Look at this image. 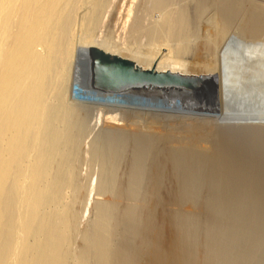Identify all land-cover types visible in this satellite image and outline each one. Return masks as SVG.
<instances>
[{
    "label": "bare ground",
    "instance_id": "bare-ground-1",
    "mask_svg": "<svg viewBox=\"0 0 264 264\" xmlns=\"http://www.w3.org/2000/svg\"><path fill=\"white\" fill-rule=\"evenodd\" d=\"M113 1L0 0V264L69 263L70 250L73 251V247L69 249V244L74 242L73 239L71 241L70 236L73 225L77 222L76 219L74 222L73 212L75 209H71L72 199L69 197L70 189L75 186L72 165L77 156L79 137L83 135V128H85L84 121L90 115L94 116L95 122L92 120V123L94 122L95 125L99 123L102 125L104 121L110 125V121L113 120L115 121L112 123H118L117 120L119 123L121 120H127L130 123L129 128L134 126L149 127L150 129L156 127L168 132L160 135V131L157 130V133H154L152 131L154 129H151L152 137H149L142 134L143 131L140 132L143 128H140L141 130L137 128L135 131L138 130L140 133L137 131L134 136L128 137L123 133L126 131H121V127L120 129L119 126L111 125L113 127L110 126L109 132H106L107 134H104L102 138L97 134L99 138L93 143L92 154L94 158L102 162L101 166L103 165V170L98 173L100 179L97 178L100 181H96L97 184L99 183L100 190H97L100 191L99 195L117 192L119 198L127 195L136 201V197H140L141 191L146 188L154 196L155 201L152 203L159 204L158 202L162 198L163 202L176 205L177 211H174L175 214L172 213L174 216L170 217V213L167 214L168 218H174V223L177 220L189 219L187 214L181 213V209L184 211L188 208V212H192L198 206L202 207L207 211L209 226L207 229H203L208 231V239L211 238L213 241L220 237L224 231H228L230 238L226 237L225 241H228L229 245H233L240 238L237 237L239 232H241L240 234L243 232L242 240H246V237L252 232L254 237H251V240L256 238L255 244L252 249H247L249 251L244 253L245 255L241 254L244 255L242 260L245 261V258L250 260V258L259 256L257 255L258 250L263 248L264 243H262L264 240V228L262 227L264 225L259 222L261 219L256 220L249 216L256 222L251 223L252 219L248 218L245 231H237V228L243 229L242 225L239 227L237 225L241 222L242 211H251V209L264 211V121H251V118H264V84L261 85L262 81L264 83V73L260 78L261 73L255 65L256 59H253L251 54H247V46H243L240 44L241 42L238 43L229 37L230 30H232L229 27L231 25L235 27L233 25L237 23H234V18L239 13H241L240 16L243 13L245 17L242 15L241 19L245 20L242 19L241 22L236 19L240 22L238 24L241 26L240 29L244 33V37H251L252 49H257L258 44L252 42L264 35L263 2L255 0H185V3L178 6L177 3H173L175 0H137L139 2L138 4L135 1L137 5L132 0V5H136L137 9L140 5L147 7L149 4L145 3L149 2L154 8L162 9L164 14L163 16L159 15L161 20L151 21V17H146L148 13H143L145 18L150 19V23H146L148 20L144 21L146 19L136 13L139 12L136 11V8H133L131 4L128 7L129 3L124 2L125 4L121 5V8L128 7L123 9L125 13L118 7L119 11L121 10L118 11L120 16L107 24L110 21L108 19L113 16L112 13L114 16L118 15L115 11L117 9L113 10L114 12L108 10ZM116 1L112 6L116 5L115 3L119 0ZM122 1L124 0H121V4ZM125 1L127 2V0ZM172 4L175 6L172 7ZM208 5L211 6L209 8H213V12L216 14V19L211 20L213 23L216 20L215 29L212 28V36L208 37L207 33L206 37L203 35L201 40L195 41L190 37V24L194 23L199 16L201 18L202 12L208 13ZM144 7H142L143 10ZM110 11L112 16H109ZM145 11L148 10L145 9ZM105 12H108L109 18L107 14H104ZM139 13L141 14V12ZM214 13L211 11V14L214 15ZM199 22H204V20ZM212 24L211 26H213ZM239 26L237 29L235 28L236 32L239 30ZM196 27L198 28V25ZM101 33L105 35L104 37L109 36L108 38L112 39L113 46L109 47L110 39L105 41L103 35V39H98ZM232 34L234 35V33ZM78 36L81 38L80 45L77 40ZM120 45L126 48V50L123 49L124 52L116 49ZM235 47L242 48L243 52L241 53L244 55H234ZM89 49H95L99 53L101 62H107L114 57H122L133 60L138 66L145 69L171 70L182 73H213L219 82V89L216 94L210 95H196L178 90L165 91L150 87L130 89L134 93L104 94L98 90L85 92L82 80L85 78L84 70L89 67L85 65ZM240 57L245 58L242 63H239ZM200 68H202V72ZM255 68L256 70H254ZM68 91L73 101L76 100V95L84 98L89 109L87 111L83 107L81 109L82 103L78 107L75 102H72V98H69L71 100L69 103L75 105H70L67 102L69 100L65 101L66 96L69 95ZM182 125L190 132H196L197 135L199 132L206 131L210 125L218 134L219 139L215 135L216 142L211 145L207 142L206 144L209 146L205 144L206 152L201 153L200 150H204V148L196 147V153L195 148L188 141L183 138L175 139L174 137L173 139L172 130L171 132L168 130V128L175 129L174 127ZM128 130L127 134L131 129L129 132ZM153 133L156 134L155 138ZM157 134H159V138ZM200 136H196V139L192 137L191 141L194 139L193 142L199 144L201 141H197V138ZM240 140L247 141L245 144L248 146L244 145L239 148L236 143ZM251 141L254 142V145ZM86 143L88 142L86 141ZM202 143L200 144L202 145ZM90 144L92 145V143ZM249 145H252L251 150L254 146L260 148L255 147V151L260 152L259 150L263 149V153L260 152L262 155L251 158L250 152H247L250 150ZM87 147L90 148V145ZM127 148L128 150L130 148L131 151H129L131 153L130 164L127 171L123 169L127 172L123 174L126 179L119 183L117 178L120 170L117 171V164L119 165V162L126 158ZM148 160L151 164L147 166ZM162 193L167 195L166 199ZM107 196L110 197L109 199H112L113 196V199L117 200L115 195ZM145 196L142 197L143 200L148 197L146 194ZM142 198L137 197V201ZM133 199H131V203ZM100 200L96 201L98 206L97 211L95 210L97 215L93 225V242L87 243L88 239L90 242V238L86 237V240L84 237L86 241L84 252L81 255H76L79 257L78 260L74 256L75 254L73 255L75 260L71 258V261L77 262L75 264H87L86 255L90 250H94L98 264H113L111 248L113 241L111 239L116 237L112 238L111 231L118 221L114 222L112 226L113 216L116 215V213L113 215L112 211H116V209L110 205L111 203H100ZM126 202L128 201L123 202L124 208H126ZM142 203L146 207L149 206L144 204V201ZM149 207L147 210L150 212L152 207ZM124 208L121 210L122 213ZM129 208H126L125 211H129ZM119 213L117 215L121 216ZM127 213L123 215L126 216ZM130 213L128 215L131 216L132 213ZM194 213L195 215L191 217H194L193 220L198 217L195 218L196 212L194 211ZM164 215L166 214L164 213ZM203 215L205 216V214ZM151 216L150 213V218ZM75 217L77 218V216ZM165 217L162 215L161 218L169 220ZM130 220H134V217ZM145 220L143 221L145 222ZM147 220L146 222H148ZM151 223L153 224L152 221ZM152 224H150L151 227H153ZM181 224H179L180 227ZM162 225L164 224L162 223ZM171 225L173 226V223ZM116 226L117 228L113 227L114 230L119 229V225ZM128 226L130 228V225ZM189 228L190 226L186 229ZM132 229L134 230V228ZM153 229L158 230L154 227ZM156 230H152V241L150 240L152 249L149 258L146 263L142 260V263L165 264L171 258L179 259L180 263L175 259L179 264L187 261H183L185 255L187 256V233L185 234L186 231L184 232L183 227L180 232L178 230L177 236H172L173 238L170 239L172 241L169 243V249L163 244L164 247H162L168 250L167 253L158 247V235L161 236L162 232ZM159 230L162 231L161 228ZM193 230L197 231L194 228ZM198 232L195 234L197 235ZM223 234L226 236L225 233ZM220 238L222 241L224 236ZM192 239L189 244L194 243ZM147 240L149 242V239ZM203 241L205 240L203 239ZM195 242L197 243V240ZM143 243L145 244V242ZM144 244L142 247L146 245ZM214 245L213 248L211 246L205 248L207 251H204L202 259L206 264H220L218 257L223 255L221 252L224 253L220 250L223 246L219 248ZM226 246H224L225 249ZM242 247L245 248L243 245ZM242 247L240 245L239 248ZM262 253L264 258V249ZM193 255L191 256L193 257ZM121 256L123 255L120 254ZM234 256L226 254L227 259L232 261H235V257L237 260L239 259V256ZM186 258L188 259V257ZM196 258L198 260V257ZM227 259L225 258L224 261ZM169 261L168 264H170ZM190 261L187 262L190 263ZM72 262L71 264H74ZM135 262L137 261H133L132 264ZM227 262L224 263L233 264L231 261V263ZM123 263L125 262L123 261ZM250 263L252 264V261Z\"/></svg>",
    "mask_w": 264,
    "mask_h": 264
},
{
    "label": "rangeland",
    "instance_id": "rangeland-1",
    "mask_svg": "<svg viewBox=\"0 0 264 264\" xmlns=\"http://www.w3.org/2000/svg\"><path fill=\"white\" fill-rule=\"evenodd\" d=\"M115 1V0H114ZM113 1V2H114ZM118 1V0H117ZM116 1V2H117ZM135 1H137V0H133V2H135ZM181 1V2H180ZM183 0H175L173 3H177L176 5H178V6H180V5H182V3H185V0L182 2ZM255 1H258V2H263L262 4H264V0H255ZM111 3V6H109V8H108V10L110 9V10H112V12H114L113 10H115V9H117V10H115L117 13H118V11H119V9H118V7L119 8H121V5L123 6V4H127V3H129V4H127V6L129 7V6H131L132 5V0H127V2L124 0V1H122V4H121V0H119L117 3H115L116 5H114V6H112L114 3ZM125 2V3H124ZM131 2V3H130ZM187 2V1H186ZM136 3V2H135ZM134 3V4H135ZM137 3L139 4V2L137 1ZM137 3H136V5H137ZM118 4H119V6H118ZM131 4V5H130ZM145 4H149V5H147V7H146V5H144V6H142V5H140V6H138V9H137V6L136 5H132V7L133 8H136L137 10L136 11H139V12H141V14L139 13V12H136L137 14H139L140 16H142V17H144L143 19H146V20H144V21H147L148 19L147 18H145V14L146 13H148V15L146 14V17H148V18H150L151 17V21H154V22H158L159 20H161V17L160 16H163V14H164V11H162V9H157L156 7L154 8L152 5H150L151 3L149 2V3H145ZM210 5V4H209ZM208 5V9H209V11H210V14H211V11H212V13H214L213 12V8L211 9V8H209V7H211V6H209ZM135 6V7H134ZM175 5L174 4H172V7H174ZM113 7H115V8H113ZM127 7V8H128ZM142 7H144V10L142 9ZM177 7V6H176ZM112 8V9H111ZM127 8H125V7H123V8H121V10L123 11V9L125 10V9H127ZM145 9L146 10H148V11H145ZM156 9V10H155ZM207 9V10H208ZM211 9V10H210ZM120 10V11H121ZM134 10V9H133ZM158 10H161V11H158ZM119 11V12H120ZM135 11V10H134ZM150 11V12H149ZM158 11V12H157ZM209 11H208V13H209ZM111 11H110V15L109 16H112L111 15V13H112ZM115 12V13H116ZM124 12V11H123ZM161 12V13H160ZM116 13V14H117ZM125 13V12H124ZM135 13V14H136ZM143 13H145V14H143ZM150 13V14H149ZM160 13V14H159ZM206 11H204V12H202V14H201V18H200V16H199V18H197V19H199L198 21H197V19H196V21L194 22V23H191L190 24V37L193 39V40H195V41H198V40H201L202 38H203V35L206 37V35H207V33H208V37H210V36H212V32H213V27H214V24L216 25V20L214 21L215 23H213L212 21L214 20V19H216V14L214 13V15L213 14H208ZM105 15L107 14V16H108V12L106 13H104ZM113 14V16H114V13H112ZM207 14V15H206ZM239 14H241V13H239ZM237 15V17H235L234 18V23H237V24H234L233 22H232V24H234L233 26H235V27H232V25H231V27H229L230 29L232 28V30H230L231 32L228 34L229 35V37H231V39H234V41L236 40V42H238V43H240V44H242L243 46H247V54L248 55H250L253 59H256V62H255V65H256V67H257V69L259 70V72L261 73L260 75H259V77L260 78H262V75H263V73H264V35H261L260 36V39H259V37L258 38H256L252 43H255V44H258V47H257V49H252V47H251V37L249 36H246V37H244L245 35H244V33H242V31H241V29H240V27L241 26H239V24L238 23H240V22H238V20L239 21H241L242 22V19L243 20H245L244 18H242L241 19V17H242V15L244 16V14L242 13V15L240 16V15ZM104 15V16H105ZM150 15V16H149ZM153 15H155V16H153ZM160 15V16H159ZM107 16H106V18H107ZM109 16H108V18H109ZM113 16L111 17V18H107L108 20H110V21H108L105 17V19L108 21H106L107 22V24L108 23H110L112 20H115V18H118V16H120V13H118V15L115 17L114 16V18H113ZM152 16H153V18L155 19H153L152 18ZM209 17V19H208V17ZM240 16V17H239ZM160 17V19H158ZM212 17V18H211ZM245 17V16H244ZM157 18V19H156ZM238 20H237V19ZM206 19H207V23L208 24H212L213 26H211V24L210 25H208L207 23H206ZM202 21V20H204V22H199V21ZM212 20V21H211ZM210 23H209V22ZM237 21V22H236ZM150 23V19L146 22V23ZM197 22V23H196ZM244 22V21H243ZM152 23V22H151ZM200 23V24H199ZM206 23V24H205ZM202 24H204V25H202ZM243 24V23H242ZM242 24H240V25H242ZM198 25V28L200 29H198L196 26ZM199 25H201L200 27H199ZM205 26V27H204ZM208 26V27H207ZM237 26H239L238 28H239V30L236 32V30H235V28L237 29ZM194 27V28H193ZM203 27H204V29H203ZM206 27H207V31H206ZM195 28H197V29H195ZM191 29H194L195 30V32H194V30L192 31ZM210 30V32H209V30ZM214 29H215V27H214ZM203 30H204V32H203ZM228 30V31H229ZM199 31V32H198ZM240 32H241V34H240ZM192 33H193V35H195L194 37H193V35H192ZM196 33H197V35H196ZM204 33V34H203ZM211 35H210V34ZM232 33H234V35L232 34ZM235 33H237V34H235ZM206 34V35H205ZM243 34V35H242ZM246 34V33H245ZM102 33L101 34H99V36H98V39L99 38H101V39H103V37L105 36V35H103V37H102ZM200 35V36H199ZM247 35V34H246ZM109 36H107V37H104V39H105V41H108V39H110V41H108V43H110V46L109 47H111V46H113V44H112V39L111 38H108ZM198 37V38H197ZM204 37V38H205ZM234 37V38H233ZM237 37H238V39H237ZM263 37V38H262ZM195 38H197V39H195ZM236 38V39H235ZM239 38H240V40H239ZM249 40H248V39ZM80 37L78 36L77 37V40H78V42H79V45H80ZM100 39V40H101ZM242 39V40H241ZM118 40V39H117ZM239 40V41H238ZM98 42V41H97ZM107 43V42H106ZM246 43V44H245ZM112 44V45H111ZM251 48V49H250ZM117 50H119L120 52H124L125 50H126V48H123V46L122 45H120V46H118V48H116ZM123 49H125V50H123ZM121 50H123V51H121ZM87 52H88V54H86V58H87V60L85 61V65L88 67L87 68V70H84V77L85 78H83V91H85V92H87L88 90H89V92L90 91H96L95 89H93V88H91V86H90V80L92 79V77L94 76V75H96V73L97 74H99L100 73V71H101V68H102V63H104V62H101L100 60V55H99V53L95 50V49H89V50H87ZM241 52H243V50H242V48H240V47H235L234 48V50H233V54L235 55V54H239L240 56H242V55H244L243 53H241ZM96 53V54H95ZM98 55V56H97ZM238 55V56H239ZM253 55V56H252ZM257 56V57H256ZM241 58V59H240ZM239 58V63H242V61L245 59L244 57H240ZM94 59V60H93ZM99 60V61H98ZM261 60V61H260ZM92 63H91V62ZM97 61V62H96ZM262 64V65H261ZM93 65V66H92ZM258 65V66H257ZM261 65V66H260ZM259 66H260V69H259ZM202 70V68H200V71ZM254 70H256V68L254 69ZM202 72V71H201ZM252 73V72H251ZM263 80V79H262ZM262 84H264L263 83V81H262V83H261V85ZM263 88V86L261 87V89ZM155 90H157V89H155ZM125 93L126 92H129V93H134L133 91H130V89L129 90H127V91H124ZM124 92H121V93H124ZM69 95H68V97L66 96V99H65V101L66 100H69V101H67L68 103L69 102H71V100H72V102H75V104L78 106V107H80V105H81V103H82V105H81V109H82V107H83V109L85 110V111H87L88 109H89V106L85 103V99L84 98H81L80 97V95H76V100L75 101H73V98L70 96V92L68 91L67 92ZM167 93H169V92H167ZM68 98V99H67ZM71 100H70V99ZM70 104V103H69ZM75 104H73V103H71L70 105H75ZM80 104V105H79ZM85 104H86V106H85ZM88 106V107H87ZM87 108V109H86ZM93 117L94 116H92L91 117V115L89 116V117H87V119L84 121V127L85 128H83L84 129V131H83V135H81L80 137H81V139H80V137H79V144H78V150H77V156H76V160L74 159V161H73V165H72V168H74L73 170V177H74V180H73V184L75 185H73L74 187H72V189L74 188L75 190L73 191L72 189H70V193H69V197H71V199H72V202H71V200L70 199H68V200H70V205H71V209H75L74 211L75 212H73L74 213V222H75V219H76V224L75 225H73V229H72V231H71V236H70V238H71V241H72V239H73V243H71L70 242V244H69V249H71V247H73V251L72 250H70V252H71V256H70V261H71V258L73 259L74 258V256H76L77 254H82V252H84V250H85V246H86V241H85V239L87 240V238H90V242L87 240V243H92L93 242V231H94V223H95V220H96V215H97V213L95 214V210L97 211V206H98V202H96V201H99L100 199V203H104V204H108V203H111L110 205L111 206H114V208L116 209V211L115 210H113L114 208L112 207V214L113 213H116V215L115 216H117V217H115V216H113L114 218V220L112 221L113 223H112V226L114 225V222H116V221H118L117 223H115V226H113L114 228H117V226L116 225H119V229H115L114 230V228L112 227V231H111V236H112V238L113 237H116V238H113V239H111L113 242H111V248H112V251H113V253H112V263L113 264H132V262L133 261H137V262H135V264L137 263V264H141L142 263V260H144V262L146 263V261H147V259L149 258V253H151V249H152V245H151V241H152V230H156V229H153V227L154 228H158V230H156V231H158V232H162L161 233V236H160V234L158 235L159 236V242H158V247H159V249L160 250H163V252L164 253H167V249H169L168 248V246H169V243L172 241V240H170V239H172L173 237L172 236H177V232H178V230L181 228L182 229V227H183V229H184V232H185V234L187 233V235L189 236H187L186 235V239H187V243H186V246H187V248H186V252H187V256L185 255V257H184V260L183 261H185V260H187L188 262L192 259V258H194L193 260H191L190 261V263H188L187 261H185L183 264H185V263H188V264H196V262H198L197 264H201L202 263V261H203V255H204V251H207V250H205V248L207 249V248H210L209 246H211V248H213V245L214 246H219V248L221 247V246H223V247H221V251H223L224 253H222L221 252V254H223V255H225V256H223V255H220L218 258V260H219V262H220V264H225V263H228L227 261H229V263H231V262H233V264L235 263V264H251L250 262L252 261V264H262L263 262H264V258H263V253H262V251H263V249H264V240L262 241V243H263V248L262 249H260V250H262V251H260V250H258V254L257 255H259V256H257V257H254L253 259H251L250 258V260L248 259V258H245L244 260L245 261H243L242 260V258H244V253H247L250 249H252L253 248V245L255 244V241H256V238H252V240H251V237H254V233H249V235L248 234H246V235H248V237H246V240H242L241 239V237L243 236L242 234H243V232H242V234H240L241 232H239V234H237V237H240L235 243L237 244H235V243H233V245H229L227 242L228 241H225L228 237H229V232L228 231H224L223 233H225L226 234V236L222 233V235H220V237H222L223 238V236H224V238H223V240L221 241L220 239V237H217V238H215V239H213V241L215 242L214 244H213V241H212V239L210 240V239H208V231L207 230H205V229H203V228H208V223L209 222H207V211L205 210V209H203L202 207H197V208H195V210L193 209L192 210V212H188L189 211V209L187 210L186 208V210H184L183 211V209H181L182 211H181V213H185V214H187V216L189 217V219H184V220H177L175 223H174V221L175 220H173L174 218L172 217V218H168L167 216H169V215H167V214H169L170 213V217L173 215L174 216V214H175V212L177 211V209H175V207H176V205L175 204H172V203H166V202H163V200H162V198H161V201H159L158 203L160 204V206H158L159 204H154V203H152L153 201H155L154 200V196L153 195H151V193H149V191L145 188V189H143L141 192L142 193H140L141 194V196L139 197V196H137L138 198H144V196H145V194L148 196L147 198H145L146 200H152V201H146V200H143V198L142 199H139V201H137L138 199H137V197H136V201L133 199V197H131V196H127V195H125V196H122V197H117V192H115L114 194H112V192H111V194L109 193V194H107V195H115L116 197H117V200H114L113 199V196L111 197L112 199H109L108 198V196L106 195V194H104V193H101L100 195H99V193L98 192H100V191H97V190H100V188H99V186H98V184L96 183V181L97 182H99L100 180V176H98V173H101V172H99L100 170H103V165L101 166V164H102V162H100V161H98L96 158H94V156H93V154H92V148H93V143H95L96 142V139H98L99 138V136H100V138H102V136H104V134L106 135L109 131H108V128L111 126V125H114V126H119V128L121 129V131H126V132H123L124 134H126L128 137H132L131 135H135L136 134V132L138 131H135L137 128L139 129V130H141L142 128H143V130H141L140 132L142 133V131L144 132V133H142V134H144V135H147V136H149V137H152L151 135V132L153 131L154 133H157V130H158V132H159V134L161 135V134H163V133H168L167 132V130H162V129H157L156 127V129L155 128H151V129H154V130H156V131H154V130H152L151 131V129L149 128V127H131V128H129L130 127V123L127 121V120H121L120 121V123H119V120H117V122L118 123H112L113 121H115V120H113V121H110L109 123H110V125L109 124H107V122L106 121H104V122H102L103 124L104 123H106L105 125H100L101 123H99L98 125H100V126H98V125H95V121L93 120ZM95 119V118H94ZM92 120L94 121L93 123H92ZM123 121H125V122H123ZM121 122H123V126L121 125ZM94 124V125H93ZM128 124V125H127ZM106 125H108V126H106ZM93 126H95V127H93ZM125 126V127H124ZM129 126V127H128ZM131 126H133V125H131ZM111 127H113V126H111ZM180 127V128H179ZM181 127H182V130H181ZM128 128H129V130L131 129V131L129 132V130H128ZM134 128V129H133ZM141 128V129H140ZM149 130H147V129ZM175 129H171V128H168V130H170V132H171V130H172V133H173V139H174V137H175V139H184V140H186V141H188V143H190V145L193 147V148H195V151H196V153H197V148H204V150L203 149H201L200 150V152L201 153H203V152H206V150H205V148H206V145H211L212 143H214V142H216V138H215V135H216V137H217V139H219V137H218V134L216 133V132H214V130H213V128L209 125L208 126V128H207V130L206 131H204V132H199L198 133V135H197V133L195 132H190V130H187V128L184 126V125H182V126H177V127H174ZM186 128V129H185ZM96 129V130H95ZM211 129V130H210ZM87 130V131H86ZM127 130H128V132H129V134H127ZM134 130V131H133ZM174 130V131H173ZM178 130V131H177ZM185 132H184V131ZM151 131V132H150ZM180 131H181V133H180ZM209 132V134L207 135V133ZM212 131H213V133H212ZM85 132V133H84ZM99 132V133H98ZM107 132V133H106ZM134 134H133V133ZM139 132V131H138ZM139 132V133H140ZM150 132V135L148 134ZM186 132H187V134H186ZM153 133V137L155 138L156 137V134H154ZM180 133V134H179ZM93 134V135H92ZM99 136H98V135ZM159 134H157V137L159 136ZM178 134H179V136H178ZM184 135V137H182L183 135ZM200 134H201V136H200ZM206 134V135H205ZM90 135H92V136H90ZM175 135V136H174ZM181 135V136H180ZM190 135H191V137H190ZM195 135V136H194ZM205 135V136H204ZM211 135V136H210ZM89 136V137H88ZM98 136V137H97ZM188 136V137H187ZM196 136H200V137H198L197 138V141H201L200 143H204V147H203V143H202V145L199 143H197L196 144V142H193V140L194 139H196L195 137ZM208 136V137H207ZM186 137V138H185ZM194 138L192 141H191V138ZM212 139H214V140H212ZM84 138V139H83ZM154 138H152L154 141H155V139ZM159 138V137H158ZM189 138V139H188ZM86 139V140H85ZM207 139V140H206ZM158 139L156 138V141H157ZM85 141V142H84ZM86 141L88 142V143H86ZM95 141V142H94ZM176 141V140H175ZM84 142V143H83ZM208 142V144H206ZM245 142L247 143V141H238L237 143H236V145H238V147L239 148H242V147H244V145H245V147H247L248 145L247 144H245ZM251 142H253V141H251ZM90 145V148L89 147H87V145ZM90 143H92V145L90 144ZM191 143H193V144H191ZM206 144V145H205ZM80 145H81V147H80ZM208 145V146H209ZM240 145V146H239ZM253 145H254V142H253ZM86 147H87V149H86ZM197 147V148H196ZM251 147H252V145L250 146L249 145V148H250V150H248L247 152L249 153L250 152V154H251V158L252 157H254V156H261L262 154L261 153H263V149L262 150H259L260 152H258V151H255L254 149H255V147L256 146H254V148H252V150H251ZM256 148H258V149H260L258 146L256 147ZM80 149V150H79ZM83 149H85L84 150V152H83ZM198 149V150H199ZM246 149V148H245ZM247 150V149H246ZM130 148H129V150H128V148H127V153L125 154V157L127 158H125L123 161L121 160V162H119V165L117 164V171H119V173H118V178H117V182H119V183H121L122 181H123V179L125 180L126 178H125V176L123 175V174H125V173H127L126 171H127V168H129V162H130ZM208 151V150H207ZM86 152V153H85ZM199 152V151H198ZM128 153H129V155H128ZM257 155H256V154ZM259 153V154H258ZM85 154H86V156H85ZM87 154H88V156H87ZM90 154V155H89ZM129 157H128V156ZM80 156H81V158H80ZM86 158H88V159H86ZM128 158H129V160H128ZM97 161V162H96ZM94 162V163H93ZM124 162V163H123ZM149 160L147 161V166L148 165H150L149 164ZM128 166V167H126V166ZM120 166V167H119ZM99 167V168H98ZM123 169L124 170H126V171H123ZM98 170V171H97ZM83 172V173H82ZM90 172V173H89ZM82 173V174H81ZM122 173V174H121ZM101 175V174H100ZM122 175H123V177H122ZM119 176H121L122 177V180H120V178L121 177H119ZM97 178H99V179H97ZM119 179V180H118ZM92 183V184H91ZM90 184V185H89ZM95 184H97L96 186H95ZM96 188H95V187ZM92 188H94L95 190H93ZM78 191H80V192H78ZM95 191V192H94ZM144 192V193H143ZM146 192V193H145ZM79 196H78V195ZM89 194V195H88ZM92 194V195H91ZM95 194V195H94ZM144 194V195H143ZM76 195H77V197H76ZM82 195V196H81ZM93 196V197H91V196ZM83 196H84V198H83ZM114 196V197H115ZM162 196L163 197H165L164 199H166V197H167V195L165 194V193H162ZM161 196V197H162ZM68 197V198H69ZM90 197H91V199H90ZM146 197V196H145ZM78 200H77V199ZM94 198V199H93ZM100 198V199H99ZM124 198H125V200H124ZM135 198V197H134ZM88 199V200H87ZM93 199V200H92ZM107 199V200H106ZM116 199V198H115ZM128 199V200H127ZM131 199H133L134 200V204H133V200H132V203H131ZM75 200V201H74ZM77 200V201H76ZM87 200V201H86ZM90 200H92L91 202H89ZM111 200V201H110ZM118 200H119V202H118ZM80 201V202H79ZM125 203V201H130L129 203L130 204H133L134 206H135V208H133L134 206L133 205H131L130 206V204L128 203V202H126L127 203V205H128V207H127V205L125 204V207L126 208H129V206H130V208H129V211L127 210V211H125L126 210V208H124V203ZM144 201V204H146V205H149V206H144L143 205V203L141 204V202H143ZM146 201V202H145ZM108 202V203H107ZM85 203H87V204H85ZM141 205H140V204ZM77 204V205H76ZM115 204V205H114ZM171 204V205H170ZM92 205V206H91ZM122 205V206H121ZM120 208H119V207ZM139 206V207H138ZM143 206V207H142ZM164 208H163V207ZM166 206H167V208H166ZM146 207V208H145ZM148 207L149 208H151L152 207V209H151V211L149 212L147 209H148ZM154 207H156V208H154ZM124 208V210H123V213H122V209ZM135 209V210H132V209ZM140 208V209H139ZM159 208V209H158ZM89 209V210H88ZM139 209V210H138ZM165 209H167L168 210V212H165V211H167V210H165ZM203 209V210H202ZM72 210V211H73ZM90 210H92V211H90ZM132 210V211H131ZM159 210V211H158ZM254 210V209H253ZM252 209H251V211H253ZM138 211V212H137ZM175 211V212H174ZM194 211L196 212V216H195V218L196 219H194L193 220V218H191L192 217V215L194 216L195 215V213H194ZM251 211H242L241 212V214L243 215L242 217H241V222L237 225V227H239V225H242V227L241 228H243V229H239V228H237V231H245V227L248 225V218H251V217H249V216H252V218H255L256 220L257 219H261L259 222H262V225H264V211L262 212L261 210H254V212H251ZM256 211V212H255ZM83 212V213H82ZM86 212H88V213H86ZM90 212V213H89ZM92 212V213H91ZM118 212H120L119 214L121 215V216H119V215H117L118 214ZM126 212H128L127 213V215L126 216H124L123 214H126ZM132 213V215L130 216V215H128L129 213ZM146 212H148L147 214H148V216L146 217ZM166 214V215H164V213ZM174 212V214H172ZM201 212V213H200ZM204 212V213H203ZM84 213H86V214H89V216H86V214H84ZM130 213V214H131ZM134 213V214H133ZM139 213V214H138ZM150 213H151V218H150ZM154 213V214H153ZM192 213V214H191ZM198 213V214H197ZM257 213V214H256ZM260 213V214H259ZM83 214V215H82ZM142 214V215H141ZM203 214H205V216L203 215ZM259 214V215H258ZM114 215V214H113ZM133 215H135V216H133ZM162 215L165 217H167L169 220H164L163 218H161L162 217ZM75 216H77V218L75 217ZM126 217L125 219H124V217ZM130 216V217H129ZM204 216V217H203ZM248 216V217H247ZM123 217V218H122ZM134 217V220H130V219H132ZM143 217V218H142ZM156 217V218H155ZM166 217H165V219H166ZM200 217V218H199ZM246 217V218H245ZM251 218V219H252ZM147 220L148 222H146V220H145V222L143 221V220ZM151 219V220H150ZM153 219V220H152ZM156 219H157V221H156ZM171 219V220H170ZM191 219V220H190ZM200 219H201V221H200ZM124 220H126V222H124ZM150 220V221H149ZM190 220V221H189ZM197 220V221H196ZM243 220V221H242ZM246 220V221H245ZM256 220L254 221V219H252L251 220V223H254V222H256ZM83 221V222H82ZM143 222V224H142V222ZM151 221L153 222V224L151 223ZM170 221V222H169ZM185 221V222H184ZM193 221H195V222H193ZM79 222V223H78ZM141 222V223H140ZM181 222H184V223H182L181 224ZM193 222V223H192ZM201 224H200V223ZM247 222V223H246ZM125 223V224H124ZM129 223V224H128ZM148 224V225H146V224ZM162 223L164 224V225H162ZM173 223V226L171 225ZM186 223V225H184ZM192 223V224H191ZM245 223H246V225H245ZM74 224V223H73ZM77 224H79V225H77ZM81 224V225H80ZM150 224H152V226L153 227H151V225ZM179 224H181L182 226L180 227V225ZM189 224V225H188ZM195 224V225H194ZM124 225H126L125 227H124ZM128 225H130V228H129V226ZM145 225V226H144ZM170 226V227H167V226ZM83 228H82V227ZM133 226V227H132ZM144 226V227H143ZM149 227L148 229H147V227ZM173 228H172V227ZM188 226H190V228L189 229H186V228H188ZM196 226V227H195ZM198 226H199V228H198ZM203 226V227H202ZM252 226H253V224L251 225V228H252ZM78 227V228H77ZM80 227V228H79ZM122 227V228H121ZM134 228V230L132 229V228ZM145 227H146V230H145ZM178 228V230H177V228ZM202 227V228H201ZM87 228V229H86ZM162 229V231L161 230H159V229ZM167 228H168V231H167ZM172 228V229H171ZM193 228L195 229V230H197V231H194L193 230ZM201 228V229H200ZM262 228H264V226L262 227ZM127 229V230H126ZM149 229H150V231H149ZM170 229V230H169ZM175 230V231H171V230ZM180 229V230H181ZM204 231H203V230ZM92 230V231H91ZM127 232H126V231ZM148 230V231H147ZM180 230H179V232H180ZM190 230V231H189ZM194 231V233H193V231ZM198 230H199V232L201 233H199L198 232ZM252 230V229H251ZM87 231V232H86ZM117 233H116V232ZM120 231H122V232H120ZM133 231V232H132ZM145 231H147V232H145ZM188 231V232H187ZM125 232H126V234L127 233H130V234H125ZM138 232V233H137ZM173 232V233H172ZM196 232H198V234L196 235L195 233ZM203 232V233H202ZM81 233H82V235H84V236H82L81 235ZM146 233V234H145ZM172 235H171V234ZM193 235H192V234ZM205 233V234H204ZM114 234H116L115 236H114ZM163 234V235H162ZM167 234V236H165ZM169 234H170V237H168L169 236ZM175 234V235H174ZM233 234V233H232ZM73 235V236H72ZM125 235V236H124ZM146 235V236H145ZM198 235H200V236H198ZM228 235V236H227ZM252 235V236H251ZM132 236V237H131ZM138 236V237H137ZM192 236V237H191ZM202 236V237H201ZM84 237H85V239H84ZM87 237V238H86ZM123 237H125V238H123ZM127 237V238H126ZM149 239V242H147L148 240L146 239ZM166 237V238H165ZM167 237H168V239H167ZM204 237V238H203ZM206 237V238H205ZM227 237V238H226ZM82 238V239H81ZM139 238H140V241H139ZM143 238V239H142ZM161 238V239H160ZM192 238H194L195 239V241L197 240V243L194 241V239H192L193 240V242L194 243H196V244H194V243H192V244H194V245H192V244H189L190 242H192L191 241V239ZM226 238V239H225ZM230 238V237H229ZM141 239H142V241L143 242H145V244L147 245H145L142 241H141ZM167 239V240H166ZM203 239L205 240V241H203ZM250 239V240H249ZM76 240V241H75ZM92 240V241H91ZM114 240H115V242H114ZM119 240V241H118ZM151 240V241H150ZM164 240V241H163ZM189 240V241H188ZM201 240V241H200ZM210 240V242H208ZM137 241V242H136ZM163 241V243H161ZM199 241H200V244H201V248L203 247L204 248V250H203V248H202V250H201V248L199 249V247H200V244H199ZM245 241V242H244ZM247 241V242H246ZM145 245V246H143L142 247V243ZM168 242V243H167ZM201 242H204V243H201ZM206 242V243H205ZM221 242V243H220ZM224 242V243H223ZM226 242V243H225ZM241 244H240V243ZM253 242V243H252ZM140 243H141V245H140ZM248 243H250V244H248ZM73 244V245H72ZM76 244V245H75ZM116 244V245H115ZM120 244H122L123 245V247L121 248V246L122 245H120ZM160 244V245H159ZM163 244H164V246L167 248H163L164 246H163ZM165 244H168V245H165ZM198 244V245H197ZM202 244H203V246H202ZM211 244H213V245H211ZM120 245V247H118ZM132 245V246H131ZM137 245V246H136ZM140 245V246H139ZM190 245H192V246H190ZM196 245H197V248H196ZM227 245V246H226ZM236 245V246H235ZM238 245H239V247H240V245H241V247H242V245L243 246H245V248H239L238 247ZM247 245V246H246ZM257 245V244H256ZM161 246V247H160ZM163 246V247H162ZM207 246V247H206ZM224 246H226V249L224 248ZM251 246V247H250ZM116 247V248H115ZM132 247V248H131ZM139 247H140V249H139ZM149 247V248H148ZM234 247V248H233ZM75 248V249H74ZM131 248V249H130ZM190 248V249H189ZM194 250H193V249ZM222 248H224V249H222ZM233 248V249H232ZM114 249V250H113ZM234 249H237V250H234ZM239 249H241V250H239ZM242 249H243V251H242ZM246 249V250H245ZM247 249H249V250H247ZM140 250V251H139ZM189 250V251H188ZM199 250H201V251H199ZM81 251V252H80ZM90 251H92V250H90ZM89 251V253L86 255V260H87V264L89 263H93V264H98V260H97V258H96V256H95V254H94V250L92 251V252H90ZM129 251V252H128ZM228 251V252H227ZM79 252V253H78ZM131 252H132V255H131ZM190 252H192V253H190ZM195 252H197V254H195ZM200 252V253H199ZM230 252V253H229ZM241 252V253H240ZM243 252V253H242ZM118 253H119V256H118ZM129 253V254H128ZM146 253H148V254H146ZM228 253V255L229 254H232V255H235V256H239V259L237 260L236 258L237 257H235V261H232V260H230V259H227V257H226V254ZM236 253V254H235ZM237 253H239L238 255H237ZM75 254V255H74ZM120 254L121 255H123V256H121L120 257ZM146 254V255H145ZM189 254V255H188ZM194 254V255H193ZM241 254H244V255H241ZM74 255V256H73ZM134 255V256H133ZM191 255H193V257L191 256ZM199 255V256H198ZM262 257H261V256ZM190 256V257H189ZM195 256V257H194ZM223 256V257H222ZM186 257H188V259L186 258ZM196 257H198V260H197V258ZM76 258H77V260L79 259V257H77L76 256ZM127 258H129L128 260H127ZM131 258V259H130ZM137 258V259H136ZM191 258V259H190ZM225 258L227 259L226 261H224L225 260ZM241 258V259H240ZM257 258H259V259H257ZM262 258H263V260H262ZM118 261H117V260ZM124 259V260H123ZM176 258H171V259H168V261L170 262V264H179L176 260H175ZM190 259V260H189ZM222 259V261H220ZM74 260H75V258H74ZM74 260H72L71 262L72 263H77V262H75ZM76 260V261H77ZM90 260V261H89ZM125 262V263H123V261ZM130 260V261H129ZM133 260V261H132ZM175 260V261H174ZM194 260H195V262H194ZM197 260V261H196ZM200 260H202L201 262H200ZM259 262H257V261ZM70 261H68L69 263L68 264H71V262ZM92 261V262H91ZM114 261V262H113ZM121 261V262H120ZM138 261H140V262H138ZM168 261H166L165 262V264H168ZM174 261V262H173ZM231 261V262H230ZM253 261H255L254 263H253ZM119 262V263H118ZM130 262V263H129ZM142 263V264H145V263ZM172 262V263H171ZM192 262H194V263H192ZM204 262V261H203ZM225 262V263H224ZM203 264V263H202ZM204 264H206L205 262H204ZM264 264V263H263Z\"/></svg>",
    "mask_w": 264,
    "mask_h": 264
},
{
    "label": "water",
    "instance_id": "water-1",
    "mask_svg": "<svg viewBox=\"0 0 264 264\" xmlns=\"http://www.w3.org/2000/svg\"><path fill=\"white\" fill-rule=\"evenodd\" d=\"M90 86L104 94L121 93L136 87H150L210 95L218 92L219 82L213 73L145 69L128 58L114 57L102 64L100 73H96L90 80ZM252 109L254 110V107ZM260 120L264 121V118H251L253 122Z\"/></svg>",
    "mask_w": 264,
    "mask_h": 264
}]
</instances>
